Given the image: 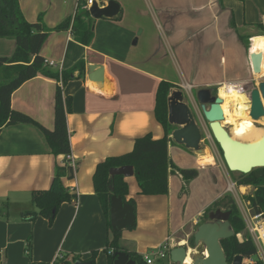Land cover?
<instances>
[{"label": "crops", "instance_id": "obj_1", "mask_svg": "<svg viewBox=\"0 0 264 264\" xmlns=\"http://www.w3.org/2000/svg\"><path fill=\"white\" fill-rule=\"evenodd\" d=\"M108 1L101 0L100 3L106 6ZM116 1L120 3V13L114 18L95 19V37L90 45L75 40L71 29H67L51 31L42 47L41 54L45 60L55 62L51 66L54 70L68 69L82 58L85 59L84 77H76L63 85L62 80L40 74L26 81L12 94L14 109L53 129L56 88L60 84L64 97L72 98L71 110L67 114L72 151L68 155L53 154L45 134L34 124L18 123L3 128L0 133V264H33L34 261L51 264L62 256L60 252L63 251L64 257L80 255L85 260L93 251L102 247L104 250L108 227L95 193L94 172L107 157L131 151L136 138L148 133L154 138L164 136L165 130L156 117L157 92L163 79H169L177 87L189 83L196 93L201 88L218 87L224 83L253 82L256 85L264 80V60L259 73H256L252 62L253 53H264V0H225V7L220 5L219 0H148V4L144 1L136 6L134 0L135 3L132 0ZM19 2L28 21L35 22L42 18L47 27L54 29L67 18H74L81 5L80 0ZM135 9L142 15L147 14L152 22L147 21V25L139 23L144 21L137 13L136 26L131 22L124 25L122 22ZM226 11L230 19L234 12L235 27L231 23L226 24ZM258 23H262L263 28ZM139 27L143 29L137 35ZM145 35L141 50L138 45ZM224 37L228 38L227 43ZM132 40L133 46L130 44ZM168 45L179 52L183 62L175 56L181 76H172V80L163 75L161 70H154L155 61H159V54L164 48L167 50ZM193 46L196 54L191 63L188 53ZM15 48V39L0 38V49L9 51L4 55H11ZM227 51L231 58L229 72L236 78L220 74L216 65L225 59ZM91 63L104 66L102 84L88 78L87 67ZM78 73L76 71L75 75ZM172 147L171 142V159ZM206 152L208 157L205 158L202 156L206 154L195 152L202 167H220L237 187L241 198L252 192L251 185H237L229 169L214 157L217 155L213 148H206ZM68 161L73 164L74 176L65 177L64 184L70 191L77 193V201L64 203L52 225L42 216L35 222L22 219L23 210L36 209L32 202L33 191L48 189L57 167ZM126 180L129 184L127 199L134 198L136 207H141L146 214L145 234L158 232L156 228L165 220L169 230L162 229L161 232L165 242L170 245V251L189 243L193 229L200 220L195 217H202L205 210L229 190L228 186L199 208L193 221L184 220L179 224L172 219L175 194L172 173L168 194H140L137 180L131 176L126 177ZM33 230L35 249L31 239L28 253V239L32 237ZM40 235L42 247L47 253L53 257L59 253L53 261H45L50 258L37 252ZM121 247L127 253H142L139 247ZM106 257L109 264L107 254ZM167 257H170V252ZM169 262L174 264L172 260Z\"/></svg>", "mask_w": 264, "mask_h": 264}, {"label": "trees", "instance_id": "obj_2", "mask_svg": "<svg viewBox=\"0 0 264 264\" xmlns=\"http://www.w3.org/2000/svg\"><path fill=\"white\" fill-rule=\"evenodd\" d=\"M245 2L246 0H239ZM222 7H225V0H219ZM84 1L81 0L79 11L74 18H67L55 29L47 27L42 18L35 22L28 21L20 7L19 0H0V38H13L16 40V48L11 55H0V133L3 128L18 123H31L39 127L45 134L55 155H68L72 151L68 129L67 114L71 110V96L64 97L60 84L57 85L55 95L54 128L49 129L36 121L30 115L12 107V94L26 81L44 75L62 80L63 85L76 77H84L86 69L85 59L79 60L68 69L54 70L47 65L41 54L42 47L47 40L49 33L53 30H67L71 32L78 42L88 46L95 37L94 21L87 8H83ZM230 23L236 26L235 14L232 12ZM258 26L263 28L262 23ZM243 40L244 37L240 36ZM78 71V75H75ZM173 88L177 87L173 82L163 79L158 88L156 99V117L165 130L161 138H154L151 133L136 138L131 151L109 156L102 160L96 167L93 175V184L104 216L107 221L108 239L104 252L108 256L109 264H113L117 252L123 251L119 238L122 230H114L111 224L110 208L112 196H121L124 201L129 202L136 209V200L127 199L129 184L124 175H111V169L131 165L139 185V193L144 195H160L169 192V177L173 172H179L182 179L187 183L199 174L198 169L180 168L175 165L170 157L169 147L173 142L171 136L176 125L169 122L168 98ZM219 146V145H218ZM220 148V147H219ZM234 181L239 186L251 185L253 191L244 195L249 202L253 213H264V167L253 169L249 173L232 172ZM74 176V168L69 161L58 166L55 176L48 189L34 190L32 202L36 209L23 210L21 217L24 220L35 222L40 216L46 218L52 225L64 203L76 202L78 195L70 191L64 184V178ZM218 208L230 210L231 223L235 235L221 241L227 259L231 264L236 255H243L245 258H253L258 255V246L247 228V223L240 207L232 194H226L215 200L204 212L209 220V213ZM202 222V223H203ZM130 226L128 228H133ZM243 235L240 240L238 235ZM191 246H195L194 235L190 237ZM28 253L31 248V238L28 239ZM98 251L82 259L80 255L58 257L51 264H76V261H88V264H97ZM130 257L137 264H147L145 258L136 252H129ZM33 264H45L33 262ZM176 264V263H174ZM252 264H264V261L257 257Z\"/></svg>", "mask_w": 264, "mask_h": 264}, {"label": "water", "instance_id": "obj_3", "mask_svg": "<svg viewBox=\"0 0 264 264\" xmlns=\"http://www.w3.org/2000/svg\"><path fill=\"white\" fill-rule=\"evenodd\" d=\"M121 10L120 3L110 0L106 6H100L98 2L90 8L94 18H114ZM264 60V53H253L252 62L256 73ZM257 61V62H256ZM257 64V65H256ZM104 66L91 63L87 67L88 78L102 84L104 80ZM264 78V75H262ZM250 116L257 122L264 117V80L258 85L250 84ZM196 97L200 103L202 113L209 123L210 130L215 141L218 143L223 159L229 171L249 173L258 167H264V133L253 143H241L237 138L231 136V131L222 125L224 115L222 111V98L214 92L211 87H204L197 91ZM169 122L178 126L173 130L171 136L174 141L193 149L198 154H204L202 147V131L196 118L185 101L184 91L180 88L170 92L168 98ZM264 129V126H263ZM133 167L125 165L111 169V175L132 176ZM71 177V174L69 175ZM230 210L218 208L209 213V220L201 223L194 233L195 246L182 244L171 249L170 257L176 264H186L188 256L192 258V264H230L221 241L235 235L231 223ZM111 224L114 230H123L136 225V209L124 201L121 196H112L110 208ZM245 257L236 255L231 264H245ZM76 264H88V261L78 260ZM113 264H137L130 254L125 251L117 252Z\"/></svg>", "mask_w": 264, "mask_h": 264}, {"label": "rangeland", "instance_id": "obj_4", "mask_svg": "<svg viewBox=\"0 0 264 264\" xmlns=\"http://www.w3.org/2000/svg\"><path fill=\"white\" fill-rule=\"evenodd\" d=\"M63 1L65 0H62V2ZM134 1H136V3ZM134 1L133 2L135 3V6L137 3L141 4L144 1L148 4L147 2L148 0H134ZM201 1L206 2L207 0H201ZM140 7L142 6L140 5ZM148 8H150L149 5H148ZM137 13L144 21V22H139V23L146 24L147 21L152 22V20L150 19V17L147 16V14L144 13L142 15L141 13H139L137 9H135V10H132V15H129L127 18H125L124 22L122 23H124V25H127V24H130L129 22H131L133 26H136L138 24V20H137L138 17L136 16ZM224 15H225L224 20L226 21V24L228 25L230 23V14L227 15V11H226ZM141 29L143 28L139 27L137 29V33H136L137 35ZM226 33L229 34V32H226ZM145 37L146 35L143 36L142 42L138 45L141 50L144 44L143 41ZM226 37H224V39L227 43L228 38ZM134 40L131 41L130 43L131 46H133ZM194 49L195 47L193 46V48H191L190 52L188 53V58L189 60H191V63L192 61H194V58H195V57L193 58L194 54H196V52H194ZM172 51L174 50H172V47L170 46L167 48V50L164 48V51H162L159 54V61H155L157 64H155V69H154V70H157V69L161 70L162 74L167 76L171 80H172V76H177V75L181 76L180 75L181 71L178 66V63L175 60V56L180 62H182V60L179 57V52L174 51L175 53L174 55ZM6 52L7 51L0 49V55L7 54L9 51L7 53ZM185 53H184V59H185ZM229 56H230L229 52L227 51L225 54V59L221 60L219 64H216V65L218 66V70L220 74H225L226 77L228 75V78H231L234 76H232L231 72H229L230 66H231V63H230L231 58L229 59ZM166 80H169V79H166ZM219 87L221 86L219 85L218 87H213L214 92L216 94L219 93ZM249 87H250V84H249ZM193 92H194V98L192 102L187 101V99H185V101L189 104L190 108L192 109V112L196 118V121L201 128V131H202L201 145L204 149L208 147L213 148L214 153L218 156V157L217 156H214V157L218 158L221 161L222 165L226 168L227 166H225V161H223L222 151L219 148L217 142L215 143V139L210 130L209 123L205 119L202 113L200 103L196 101V97H195L196 90H193ZM251 120L254 122L256 128L261 129V130L263 129L261 128L264 126L263 122L261 121L255 122L252 118ZM224 125L225 127H227L228 130H230L238 138L240 139L245 138V137H240L239 135L236 134L237 132L234 130V127H233L234 123H231L230 120L224 123ZM242 140H245V139H242ZM172 145L174 146L172 147V160L177 167L189 168V169H199L200 171L197 176L192 178L187 183L181 178V176L179 175V172L172 173V182L175 183V187H174L175 194L173 197L174 212L172 215V219L174 222L178 221V223L181 224L184 222V220L190 219L193 221L195 218H199L200 220H199L198 225H196L193 229L192 235H194L198 226L205 220V218L206 219L208 218L207 214H204L202 217L198 216V217L193 218L194 214L198 211L199 208H201L204 204H206V202H209V200H211L213 196H216V194L223 191L228 186H229V190H226L224 195L232 194L234 197H237L239 199V202L243 208L245 206L246 208H250L249 202L243 197V200L246 203V205L244 206V203L242 199L239 197V194L237 192L238 191L237 187L234 186V184L230 182V180L228 179V177L226 176V174L223 172V170L220 167H216V166L202 167L201 162L200 160H198L199 158L197 154H195V151L193 149H189L186 146L177 143L176 141H173ZM131 178L134 179L135 181L137 180L134 175L131 176ZM251 191H253V187ZM144 214L145 213L141 210V207L140 208L136 207V218H137L136 225L133 228H126L122 230V234L119 238L120 239L119 243L121 246L130 245V246L139 247L142 250L141 255L144 258L148 256L154 259L153 264H169L170 263L169 261L171 260L170 257L166 256L164 258H161L158 254L160 246H163L166 243L165 240L163 239L164 237H162L161 231L162 229H165L166 231H168L169 228L164 220L163 224L159 226L158 228H156L158 232H154L153 234H145L146 232L144 231V228L146 227L145 226L146 225V221H145L146 214L145 215ZM79 221H80V218H79ZM159 223H162V221H159ZM74 230L76 232L77 226L75 227ZM31 239H32V247L34 250L35 249L34 230H33V235ZM37 252L47 258H50V259H45V261H53L59 255L58 253L56 256L53 257L51 253H47L45 251V248L42 247V235H40L37 240ZM60 253L62 256H64L65 251L60 252ZM257 257L264 259V248L260 252H258V255L255 256V258ZM255 258L252 260V262H249V263H253L255 261ZM244 263L247 264L248 261L246 262L244 261ZM97 264H107V257H106V253L103 250V247L102 249H98Z\"/></svg>", "mask_w": 264, "mask_h": 264}, {"label": "bare ground", "instance_id": "obj_5", "mask_svg": "<svg viewBox=\"0 0 264 264\" xmlns=\"http://www.w3.org/2000/svg\"><path fill=\"white\" fill-rule=\"evenodd\" d=\"M219 95L223 100L221 107L225 119L222 121V125L230 120L231 123H234L233 127L237 132L236 134L245 138L240 139L232 132L231 136L237 138L241 143H253L257 141L264 133V129L256 128L254 122L251 120L252 117L249 116L251 105L248 95L237 89L233 83L222 85L219 88ZM259 121L264 123V117ZM204 154L206 155H203V158L208 157V152ZM262 235L264 236V231H262ZM185 263L192 264V258L188 256Z\"/></svg>", "mask_w": 264, "mask_h": 264}, {"label": "built area", "instance_id": "obj_6", "mask_svg": "<svg viewBox=\"0 0 264 264\" xmlns=\"http://www.w3.org/2000/svg\"><path fill=\"white\" fill-rule=\"evenodd\" d=\"M83 1H84L83 8H87L88 10H90V8L94 5L95 2H98L100 4V6H103L100 3L101 0H83ZM45 62L49 66L55 65L54 61L45 60ZM233 84L236 86L237 89H239L243 93H246V95H248V97L250 96V91H251V88L249 87L250 83H248V82H233ZM222 85H225V83L221 84L220 86H222ZM180 89H182L184 91L185 99H187V101H189V102H192V100L194 98L193 86L189 83H185V84H182V87H180ZM250 105H251V100H250ZM249 113H250V109H249ZM69 163L72 164V162H70V161H69ZM235 199H236L238 206L240 207L241 212L245 218V221L247 223V228L257 243L258 250H259L258 252H260L264 248V236L262 235V231H264V213H252L250 208H246V206H245L246 203L244 202L243 198H241V199L244 203V206H245L244 208L241 206L239 199L237 197H235ZM238 237L240 240H243L242 234H239ZM169 252H170V245H169V243H165L163 246H160L158 254L161 258H164V257L169 255ZM145 260L147 261V264H153L154 263V259L152 257L146 256ZM252 260H253L252 258H245V262L248 261L247 264H252V263H249V262H252ZM262 260L264 261V259H262Z\"/></svg>", "mask_w": 264, "mask_h": 264}]
</instances>
